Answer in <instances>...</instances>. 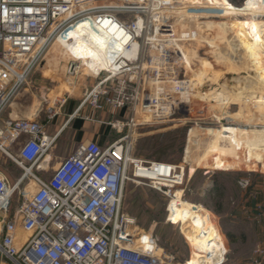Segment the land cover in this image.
<instances>
[{"label":"built area","instance_id":"obj_1","mask_svg":"<svg viewBox=\"0 0 264 264\" xmlns=\"http://www.w3.org/2000/svg\"><path fill=\"white\" fill-rule=\"evenodd\" d=\"M211 4L0 0V155L23 171L14 184L0 172V264H164L156 255L157 240L139 232L136 220L122 211L124 185L131 181L161 191L171 224L168 207L177 191L184 192L182 165L132 158L128 137L119 136L106 146L94 140L73 143L59 167H38L60 133L79 119L117 133L124 127L185 124L192 94L184 85L198 54L195 12ZM77 27L107 33L110 39L92 65L96 72L90 62L70 59L76 74L90 84L68 122L50 136L47 124L59 113L49 106L42 111L43 120L5 119V110L55 42ZM84 106L93 114L82 119ZM105 112L108 121L96 118ZM25 182L33 193L21 192ZM15 194L21 202L11 212ZM251 264H264V250L253 252Z\"/></svg>","mask_w":264,"mask_h":264},{"label":"rangeland","instance_id":"obj_2","mask_svg":"<svg viewBox=\"0 0 264 264\" xmlns=\"http://www.w3.org/2000/svg\"><path fill=\"white\" fill-rule=\"evenodd\" d=\"M212 1L228 2L236 7L244 5L246 16H226L215 7L195 12L199 15L196 24H200L198 41L194 45L198 54L190 68V78H187L192 82L195 97L189 104L185 124L124 127L121 133L107 126L106 135L109 134V140L127 136L132 158L182 165L185 169L182 200L203 207L220 233L233 235V240L224 239L223 264H248L252 261L253 240L238 239L242 230L240 203L254 199L264 202V144L257 146L249 142L245 147L240 144V130L264 131V107L259 108L256 103L260 94L264 97V5L259 0ZM68 38L73 39L71 44ZM107 43L96 30L77 27L69 35L60 37L51 52L77 55L80 58L76 60H84L83 65L90 62L92 67L95 61H100L99 52ZM51 57L47 53L37 68L40 71H33L27 79L5 110V119L43 120L42 111L48 105L60 109L68 94L79 93L75 89L82 90L90 84L80 75H72V57L60 61L57 72H44L45 62ZM63 68L69 73H62ZM97 68L93 66L91 70L96 72ZM51 91L57 97H51ZM207 101L225 109L222 112L216 109L214 113ZM242 108L253 116L251 120L240 119L245 113L240 111ZM99 116L98 120L108 121L107 112L97 113L96 117ZM66 132L67 129L63 130L55 142L58 156L51 165L54 168L74 148L73 143L59 142L64 141L61 137ZM191 169H194L193 174H190ZM0 172L11 184L23 173L1 155ZM28 185V182L23 183L21 192L26 189L28 194L33 193L34 187ZM20 202L15 194L11 212ZM167 203L162 192L148 184L127 181L124 185L122 211L136 220L139 232L157 240L164 264H185L189 245L179 223L166 221Z\"/></svg>","mask_w":264,"mask_h":264},{"label":"crops","instance_id":"obj_3","mask_svg":"<svg viewBox=\"0 0 264 264\" xmlns=\"http://www.w3.org/2000/svg\"><path fill=\"white\" fill-rule=\"evenodd\" d=\"M211 5L221 10L222 13H224V15L226 16H235L237 15V13H235L234 10H238L240 12L244 9V5L236 7L229 4L228 2L220 1H212ZM52 52L48 54L52 57L45 62V66L43 68L44 72L46 73L57 72V70L61 67L60 61L65 60L67 57H72L74 59L79 57L77 55L71 56L69 55L70 53L67 52H61L59 55H54ZM38 71H40V69H37L36 72ZM61 71L62 73L68 72V70H64V68L63 70L61 69ZM84 90L85 89L83 87L82 90L75 89V91L79 93L68 94L67 97H65V103L63 107H61L60 109L59 107L48 105L49 107L55 108V110H57V112L59 113L58 117L54 121L47 124L46 128H48L47 130L49 131L50 136L56 134L68 122L69 117L76 111V109H78L84 98ZM92 114L93 113L87 106L82 107L80 110V116L82 117V119L91 117ZM96 118L98 119L100 118V116ZM106 128L107 126L98 122H84L83 120L79 119L75 121L71 127H68L66 134L61 137L64 138V141L59 142L72 145V143H81L94 140L97 141L99 145L106 146L111 141L109 140V134L106 135ZM240 144L245 145V147L247 146L246 140L242 137L240 138ZM57 156L58 151L53 147L52 151L50 152V156L47 158V160L50 161V165L54 164ZM249 157L251 158L252 156ZM62 160H64V158H62ZM193 172L194 169H191L190 174H193ZM261 208L263 210H261ZM240 210L241 212L239 214L241 215V219L239 220V222H241L240 226L242 230L238 234V239L244 240L249 238L253 240V249L250 253V259H252L253 252L256 249L264 250V202L258 201L256 199L243 200L240 203ZM226 233L227 232H221L223 239H227L225 237V235H227ZM248 264H251V261H248Z\"/></svg>","mask_w":264,"mask_h":264},{"label":"bare ground","instance_id":"obj_4","mask_svg":"<svg viewBox=\"0 0 264 264\" xmlns=\"http://www.w3.org/2000/svg\"><path fill=\"white\" fill-rule=\"evenodd\" d=\"M234 12L239 15L246 16L245 8L240 12L238 10H234ZM103 36L107 41H109L110 37L108 36L107 33H104ZM71 67H72L71 70L74 71L72 75H75L76 71L74 64H71ZM187 83L190 92L192 94L191 99H193L195 97L194 96L195 93L193 94L192 82L188 81L185 83L184 86H186ZM82 84L83 83H81V87ZM49 95L51 97H57V94L52 91L50 92ZM256 103L259 108L264 107L263 94H260L257 97ZM206 104H208V106L210 107L211 110H213V112L216 109L220 110V112H222L225 109V107L223 106L222 107H217L216 105L214 106L209 101H207ZM240 111L242 113H244L245 111L243 118L240 119L251 120V118H253L251 114H248L246 112V109L242 108L240 109ZM255 129L250 131L240 130L242 133V137L246 140L247 144L249 142L257 146L264 144V131H259ZM61 163L59 164V166L61 165ZM46 164L50 165V161L46 160L45 163H42L38 167V170L44 168ZM181 197H182L181 191H177L176 199L170 203L168 208L170 211L169 221L179 223V227L181 228V233L183 234L185 240L189 245V258L185 262V264H219L222 261L223 254H225L226 251L222 234L214 225L210 214L203 207L183 201ZM155 251H156V255H161L160 249L156 248Z\"/></svg>","mask_w":264,"mask_h":264},{"label":"trees","instance_id":"obj_5","mask_svg":"<svg viewBox=\"0 0 264 264\" xmlns=\"http://www.w3.org/2000/svg\"><path fill=\"white\" fill-rule=\"evenodd\" d=\"M218 213V212H217ZM227 235H225V237L228 239V240H233V235L230 234V233H226Z\"/></svg>","mask_w":264,"mask_h":264}]
</instances>
